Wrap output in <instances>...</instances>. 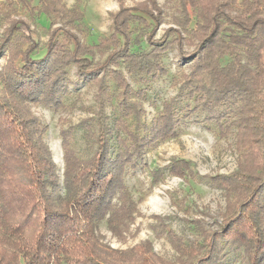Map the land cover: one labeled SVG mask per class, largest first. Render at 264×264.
<instances>
[{
	"label": "trees",
	"instance_id": "16d2710c",
	"mask_svg": "<svg viewBox=\"0 0 264 264\" xmlns=\"http://www.w3.org/2000/svg\"><path fill=\"white\" fill-rule=\"evenodd\" d=\"M18 1L26 9L37 8L36 14L61 13L55 0H37L35 6L33 0ZM171 13L174 26L154 40L164 14L158 0L121 7L112 20L117 38L128 44L133 32L129 25L143 24L151 49L131 50L130 45L126 59L116 51L109 55L110 61L92 64L90 49L71 30L82 16L67 10L43 55L34 58L31 49L9 54L0 66V264H223L222 253L229 248L241 251L242 264H264V0H174ZM25 25L14 22L7 30L11 34L23 27L27 30ZM8 38L0 43V58L7 55L1 50ZM170 45L176 46L182 61H188V71L182 74L178 95L163 105L159 117L165 121L158 120L137 138L117 120L133 146L117 138L115 150L108 136L99 133L98 146L87 160L78 159L62 139L60 183L44 141L47 126L30 104H61L69 87L76 85L70 78L71 67L76 80H94L103 71V77L120 87L124 86L121 75L108 70L118 57L133 77L160 73L164 68L159 54ZM185 46L191 50H184ZM193 112L203 114L202 121L214 124L219 134L235 129L238 166L229 174L209 177L235 198L226 206L229 212L221 229L205 232L196 225L202 241L182 239L167 230L175 261L158 256L149 241L125 249L103 243L97 234L101 221L118 235L136 213L123 174L137 165L140 147L149 145L161 129H169L170 135L180 118ZM187 163L173 159L171 173L183 177Z\"/></svg>",
	"mask_w": 264,
	"mask_h": 264
},
{
	"label": "rangeland",
	"instance_id": "374dc122",
	"mask_svg": "<svg viewBox=\"0 0 264 264\" xmlns=\"http://www.w3.org/2000/svg\"><path fill=\"white\" fill-rule=\"evenodd\" d=\"M36 1L33 0L31 5L35 6ZM143 1L55 0L61 13L47 17L43 12L36 14L37 8L26 9L18 0H0V43L9 36L8 43L1 50L7 55L0 58V66L9 54L16 56L31 49L34 58L43 55L51 32L62 26L63 14L67 10H71L73 16H82L75 28H69L90 49L92 64L110 61L109 55L116 51H121L125 58V50L130 45L131 50L148 52L152 45L146 39V25L130 24L133 32L127 44L125 39L117 38L112 22L113 15L121 7L133 8ZM173 1L158 0L164 14L153 35L154 40L174 26L171 17ZM19 21H23L28 29L23 27L12 34L8 32L9 26ZM132 44L135 45L132 47ZM184 50L190 51L191 48L185 46ZM159 57L164 71L155 74L142 72L138 77L127 72L120 57L117 61L112 59L117 63L110 64L108 70L121 75L124 80L121 87L107 75L103 77V71L97 74V79L76 80L75 67H71L70 78L76 81V85L69 87V93L62 97L61 104H30L31 111L47 126L44 141L57 166L60 183L64 170L62 139L78 159L87 160L98 146L99 133L108 136L109 145L115 150L119 147L117 138L127 140L129 146H133L125 131L117 125V120H122L127 131L135 133L137 138L147 134L146 128L156 125L158 120L165 121L159 117L163 105L178 95L182 74L188 71V61L181 60L175 45L162 50ZM182 103L179 104L181 108L184 106ZM202 118L203 114L197 112L182 117L180 124L172 129L173 133L169 135V129H161L149 145L140 147L137 165L126 168L123 174V182L136 205V213L127 229L117 232L118 235L107 228L105 220L101 221L97 225V234L103 243L125 249L149 241L158 256L175 261L177 254L169 244L167 230L182 239L202 241L204 236L198 234L196 225H202L205 232L221 229L222 220L229 212L226 206L230 199L235 198L212 184L209 177L231 173L238 166L240 156L235 144V129L226 135L219 134L214 124L203 122ZM177 158L188 161V170L183 177L170 171L171 161ZM116 198L112 202H116ZM222 256L223 264H242L239 249H225Z\"/></svg>",
	"mask_w": 264,
	"mask_h": 264
}]
</instances>
